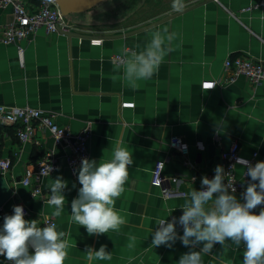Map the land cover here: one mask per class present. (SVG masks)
Masks as SVG:
<instances>
[{"label":"crops","instance_id":"1","mask_svg":"<svg viewBox=\"0 0 264 264\" xmlns=\"http://www.w3.org/2000/svg\"><path fill=\"white\" fill-rule=\"evenodd\" d=\"M151 3L159 8L144 16L145 4ZM181 3L183 7L177 11L174 0H141L136 9H126L120 17L107 20L112 6L104 0L88 11L70 14L69 19L96 28L116 24L120 29L114 33L121 34L180 13L146 30L103 37L101 44L41 29L23 42V64L16 45L0 42V104L51 111L60 125L73 132L90 125V160H109L117 144L133 155L125 190L115 204L126 224L119 232L89 236L71 220V201L81 185L78 174L67 165V149L56 145L48 131L23 142L16 126L0 123V159L11 160L6 173L0 169V205L8 215L20 204L30 211L24 218L36 220L38 227L45 216L53 217L54 206L32 196L31 187L23 185L21 178L46 151L54 150L58 157L59 167L44 178L43 188L51 193L49 186L57 176L68 182L63 193L64 212L53 217L69 245L64 264H87L86 245L97 250L106 245L112 252V260L93 264H177L189 248L179 240L172 248L152 247L156 219L182 215L179 206L184 203V194L193 188L200 190L202 177H214L216 166H223L222 151L233 140L240 142L241 158L250 159L258 151L259 161H264V84H255L243 75L229 82L231 71L224 65L227 58L241 54L264 62V0ZM250 5L254 8L242 10ZM12 20V7L0 8V25ZM164 29L175 34L173 50L151 79L139 80L131 87L115 57L124 55L125 48L129 56L143 51L152 34H163ZM214 81L215 87L206 92L205 86ZM173 135L188 142L187 155L171 149ZM157 161H164L163 187L151 183ZM243 169L237 164L239 177ZM163 188L169 192L164 193ZM177 231L183 234V229L177 227ZM213 252L221 253L225 264H243V245L222 249L217 244ZM210 259L204 256V264ZM0 264L10 262L0 256Z\"/></svg>","mask_w":264,"mask_h":264},{"label":"clouds","instance_id":"2","mask_svg":"<svg viewBox=\"0 0 264 264\" xmlns=\"http://www.w3.org/2000/svg\"><path fill=\"white\" fill-rule=\"evenodd\" d=\"M173 7L181 10V0H174ZM174 39L175 34L164 29L163 34L154 32L139 53L132 52L129 56L125 48L121 61L123 79L131 87H135L139 80L151 79L165 56L173 50L171 42ZM214 87V84H208L205 91ZM133 163L132 152L119 144L107 161L81 158L79 168L74 170L81 187L71 201V220L84 227L89 236L119 232L126 224L115 204L125 190L129 166ZM236 163L245 168V175L250 177L241 199L234 195L236 189L225 183L223 166L217 165L212 179L201 178L200 190L193 188L184 194V203L179 206L182 209L180 217L156 219L151 246L172 248L179 240L189 251L180 256L177 264H204V256L211 258L209 264H225L222 254L213 252L214 246L219 244L222 249L232 246L239 249L243 245V264H264V207L258 214L253 212L264 205V161L253 165L238 157ZM67 187L68 182L62 176H57L49 186L48 204L54 206L53 217L58 218L64 212L63 193ZM24 217L21 205L13 206V214L3 217L0 256L10 264H64L69 247L66 233L58 231L55 224L38 227L36 220L29 221ZM177 225L182 227V235L178 233ZM84 253L87 264L113 258L106 245H101L98 250L86 245Z\"/></svg>","mask_w":264,"mask_h":264},{"label":"built area","instance_id":"3","mask_svg":"<svg viewBox=\"0 0 264 264\" xmlns=\"http://www.w3.org/2000/svg\"><path fill=\"white\" fill-rule=\"evenodd\" d=\"M8 6H11L13 9V20L0 25V42L17 46L21 64L24 63L23 42L33 37L41 29L47 34L58 33L62 30L77 33L79 40H82V35H93L91 37V43L93 44H101L104 35L115 34L114 32L117 31V29L96 28L76 23L62 13L55 0H0V8ZM253 8L254 6L250 5L242 10L248 11ZM123 58L124 55H117L115 62L120 64ZM224 65L231 71L228 79L229 82H233L243 75L255 84H264V62L260 60L241 54L227 58ZM213 84L216 85L217 81H214ZM0 123L16 126L17 135L23 142L35 139L40 131H48L52 135L56 145L67 149L66 161L73 174H76L74 170L79 168L81 158L90 159L91 157L89 140L92 130L90 125L79 132H73L69 128L60 125L56 120L55 113L51 111L30 105L6 104H0ZM169 145L171 149L183 155L189 153L188 142L178 135L171 136ZM238 157L241 158L240 142L233 140L229 147L222 151L223 166L226 173L224 179L225 183L232 185L236 189L234 195H237L241 199V194L246 189L250 177L245 175V168L240 177L237 175L236 159ZM247 161L253 165L258 162V151H255ZM10 167V159H0L1 173H6ZM58 167L57 155L54 150H48L34 166L25 169L21 183L31 187L32 196L42 197L48 201L51 193L45 192L43 181L45 177L57 171ZM163 168L164 161H157L152 171V185L163 187L165 180ZM163 192L167 194L169 191L163 188ZM261 207H264V205L258 206L253 212L258 214ZM23 208L25 216H29L30 211L24 206ZM5 215L8 214L3 211L0 205V219L3 220ZM48 224H55L57 226V221L51 216H45L42 227ZM177 227L182 229L179 225Z\"/></svg>","mask_w":264,"mask_h":264},{"label":"water","instance_id":"4","mask_svg":"<svg viewBox=\"0 0 264 264\" xmlns=\"http://www.w3.org/2000/svg\"><path fill=\"white\" fill-rule=\"evenodd\" d=\"M102 1L104 0H55V2L59 5L62 13L67 16H69L72 13H81L84 11H88L92 9L93 7H95L96 5H98L99 3H101ZM179 13L180 12L167 15L161 19H158L152 23H149L148 25L139 27L132 31H128V32L121 33V34L115 33V34L104 35V38H113V37H117V36L124 35V34L136 33L142 30H146V29H149L153 26L160 24L162 21L168 20L174 17L175 15H178ZM60 32L66 34L70 38L79 36L77 33H73V32H67L63 30ZM82 36L85 38L93 37V35H82Z\"/></svg>","mask_w":264,"mask_h":264},{"label":"rangeland","instance_id":"5","mask_svg":"<svg viewBox=\"0 0 264 264\" xmlns=\"http://www.w3.org/2000/svg\"><path fill=\"white\" fill-rule=\"evenodd\" d=\"M141 4V0H107V5L112 6L111 10L108 11L107 15V20H110L111 18H118L120 17L121 14H123V11L126 9L131 10V9H136V6ZM123 7V9H122ZM127 7V8H126ZM158 6L154 5L153 3L150 4H145L144 10H143V15L147 14H152ZM138 9V8H137ZM141 10V7L137 10V13H139ZM110 22V21H108ZM100 28H107V29H120L117 27L116 24H109L107 23V27H100Z\"/></svg>","mask_w":264,"mask_h":264}]
</instances>
